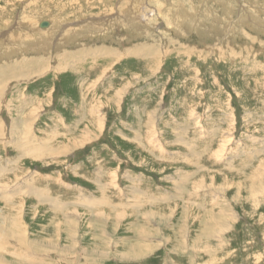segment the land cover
I'll return each instance as SVG.
<instances>
[{
    "label": "rangeland",
    "instance_id": "rangeland-1",
    "mask_svg": "<svg viewBox=\"0 0 264 264\" xmlns=\"http://www.w3.org/2000/svg\"><path fill=\"white\" fill-rule=\"evenodd\" d=\"M0 264H264V0H0Z\"/></svg>",
    "mask_w": 264,
    "mask_h": 264
},
{
    "label": "bare ground",
    "instance_id": "bare-ground-1",
    "mask_svg": "<svg viewBox=\"0 0 264 264\" xmlns=\"http://www.w3.org/2000/svg\"><path fill=\"white\" fill-rule=\"evenodd\" d=\"M40 24H41V23H40ZM40 24H39V25H40ZM39 28H40V27H39ZM46 28H47V27H46ZM42 29H45V28H42ZM1 52H2V51H1ZM2 54H3V53H2ZM4 54H5V53H4ZM16 64H17V63H16ZM16 66H18V65H16ZM21 68H23L24 70L26 69V67H23V66H22V67L20 66V69H21ZM30 68H31V67H30ZM20 69L16 67V70H17V71H19ZM32 72H35V71H32ZM37 195H38V194H37ZM53 202H54V201H53ZM53 205H54L53 208H55V206H56V205H55V202H54ZM221 220H222V219H221Z\"/></svg>",
    "mask_w": 264,
    "mask_h": 264
},
{
    "label": "water",
    "instance_id": "water-1",
    "mask_svg": "<svg viewBox=\"0 0 264 264\" xmlns=\"http://www.w3.org/2000/svg\"><path fill=\"white\" fill-rule=\"evenodd\" d=\"M40 28H46L48 27V23L47 22H41V24L39 25Z\"/></svg>",
    "mask_w": 264,
    "mask_h": 264
}]
</instances>
